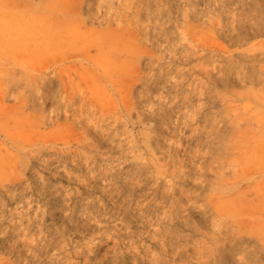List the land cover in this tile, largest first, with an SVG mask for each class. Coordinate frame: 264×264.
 I'll return each mask as SVG.
<instances>
[{"label": "rangeland", "instance_id": "obj_1", "mask_svg": "<svg viewBox=\"0 0 264 264\" xmlns=\"http://www.w3.org/2000/svg\"><path fill=\"white\" fill-rule=\"evenodd\" d=\"M0 264H264V0H0Z\"/></svg>", "mask_w": 264, "mask_h": 264}, {"label": "bare ground", "instance_id": "obj_2", "mask_svg": "<svg viewBox=\"0 0 264 264\" xmlns=\"http://www.w3.org/2000/svg\"><path fill=\"white\" fill-rule=\"evenodd\" d=\"M12 2H13V1H12ZM16 2H17V1H16ZM22 2H23V1H22ZM20 3H21V2H20ZM20 3H19V4H20ZM22 4H23V3H22ZM17 6H18V4H17ZM22 6H23V5H22ZM11 10H12V9H11ZM13 10H14V9H13ZM19 12H20V11H19ZM20 16H21V14H20ZM24 16H25V15H24ZM91 30H92V29H91ZM62 32H63V31H62ZM84 32H85V31H84ZM84 32H83V33H84ZM81 33H82V32H81ZM86 33H87V32H86ZM36 34H37V33H36ZM64 34H65V32H64ZM73 35H74V34H73ZM78 35H79V34H78ZM69 36H70V35H69ZM60 38H61V37H60ZM81 56H82V55H81ZM84 57H85V56H84ZM68 61H69V60H68ZM261 167H262V166H261ZM253 174H254V173H253ZM251 180H252V179H251ZM254 183H255V182H254ZM262 184H263V183H262ZM257 210H258V209H257Z\"/></svg>", "mask_w": 264, "mask_h": 264}]
</instances>
